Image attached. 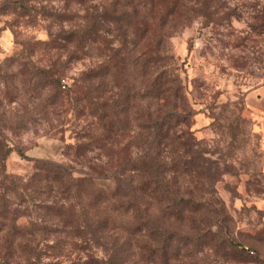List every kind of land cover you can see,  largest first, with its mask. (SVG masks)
<instances>
[{"label":"rangeland","instance_id":"obj_1","mask_svg":"<svg viewBox=\"0 0 264 264\" xmlns=\"http://www.w3.org/2000/svg\"><path fill=\"white\" fill-rule=\"evenodd\" d=\"M260 86L264 0H0V264H264Z\"/></svg>","mask_w":264,"mask_h":264},{"label":"trees","instance_id":"obj_2","mask_svg":"<svg viewBox=\"0 0 264 264\" xmlns=\"http://www.w3.org/2000/svg\"><path fill=\"white\" fill-rule=\"evenodd\" d=\"M169 6L173 9H176V7H178V3H176V1H170L169 2ZM157 162L153 163L151 165V168L153 169V173L157 172ZM50 166V168H46V170L50 173H55V179L56 181H62L64 179V168L61 166H53L52 165H48ZM45 168H43L44 170ZM34 181H31L30 183H28L27 185L21 183L19 180L13 178V177H3L2 180H0V190H10L13 193H16L18 196H20V200L21 203H27V204H35L36 200H38V197H41V195H43V191H41L42 187L40 185V187L37 184H33ZM84 182V181H82ZM90 182V181H88ZM85 183V182H84ZM91 183V182H90ZM158 184L157 181V175L155 174V178L149 180L148 182H144L141 186L144 187H149V186H155ZM77 192L75 196H71V184H67V183H62V187L61 190H63V192L61 193H68L70 195V197L74 198L77 203H81L83 200H85V205L84 208H82V214L81 217L84 219V223L86 226H90L89 223H91L93 221V218H95V212L91 213L92 211H95V203H99L100 200L103 199H109V197H107V195L103 194V193H99L98 196L95 198V192H92L90 194L85 193V189L83 187V185L81 183H79L77 185ZM142 188V189H143ZM136 187H130V190L120 194V191L118 190V195H116L115 193H113V199L115 201V205L117 204L118 206L114 208V211L118 212V213H124L127 214L130 212V210L133 211V213H135V218L137 220V223L134 225V227L129 230L130 232H132L133 234L136 233H143L144 229L147 230L148 232V236H151L152 238H154V236H159V232L156 226L154 225H150L149 220L147 219L148 214L146 210H142L141 205L145 199L144 197V193H138ZM156 190V189H155ZM157 192V190H156ZM156 192L153 190L152 193H154V197L156 196ZM2 195V194H1ZM68 197V196H67ZM96 200V202H95ZM78 220H80V217L78 216ZM104 224V223H103ZM141 250L145 249V246L139 245ZM149 250L151 251V256L150 259H155L157 256V252H159L158 248L154 249V248H149ZM163 251L166 254V250L163 248ZM154 263H156V260H153Z\"/></svg>","mask_w":264,"mask_h":264},{"label":"crops","instance_id":"obj_3","mask_svg":"<svg viewBox=\"0 0 264 264\" xmlns=\"http://www.w3.org/2000/svg\"><path fill=\"white\" fill-rule=\"evenodd\" d=\"M250 98L253 100V107L254 111L256 112V115L258 118L261 119V121L258 124L259 133L262 136L263 139V147H264V86L257 87L254 91L250 93ZM264 166V161H263Z\"/></svg>","mask_w":264,"mask_h":264}]
</instances>
